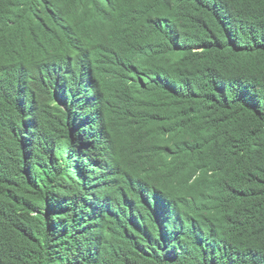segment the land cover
I'll use <instances>...</instances> for the list:
<instances>
[{"label":"trees","instance_id":"trees-1","mask_svg":"<svg viewBox=\"0 0 264 264\" xmlns=\"http://www.w3.org/2000/svg\"><path fill=\"white\" fill-rule=\"evenodd\" d=\"M0 264H264V0H0Z\"/></svg>","mask_w":264,"mask_h":264}]
</instances>
